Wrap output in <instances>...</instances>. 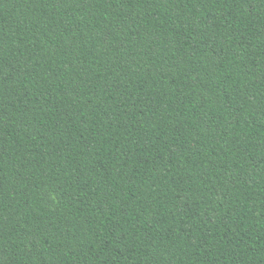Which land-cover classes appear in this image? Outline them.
I'll use <instances>...</instances> for the list:
<instances>
[{"label": "trees", "instance_id": "obj_1", "mask_svg": "<svg viewBox=\"0 0 264 264\" xmlns=\"http://www.w3.org/2000/svg\"><path fill=\"white\" fill-rule=\"evenodd\" d=\"M0 264H264V0H0Z\"/></svg>", "mask_w": 264, "mask_h": 264}]
</instances>
